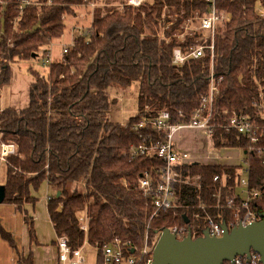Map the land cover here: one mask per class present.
<instances>
[{
    "label": "trees",
    "instance_id": "trees-1",
    "mask_svg": "<svg viewBox=\"0 0 264 264\" xmlns=\"http://www.w3.org/2000/svg\"><path fill=\"white\" fill-rule=\"evenodd\" d=\"M21 1L0 0V88L11 82L12 63L37 59L48 44L46 38L62 36L64 13L71 14L73 6L82 4V0H37L27 5ZM98 1L90 26L74 38L61 60L49 65V81L31 74L26 105L18 111L14 107L0 111L1 139L17 147L6 163L5 202L20 209L31 190L48 185L55 192L46 204L49 219L56 236H65L71 249L84 239L102 245L115 236L139 245L147 228L153 233L184 227V215L190 220L191 211L185 209L151 217L152 199L142 193L138 178L144 172L157 176L164 162L155 149L133 156L131 149L153 147L162 135L151 127H133L143 109L152 105L151 112L166 110L172 122L187 119L206 92L210 64L214 75L223 77L215 119L226 123L222 111L228 110L264 123L256 107L264 98V16L258 15L256 5L264 8V0H219L218 7L231 19L224 36L215 40L212 63L207 57L179 69L171 64L172 50L193 43L196 35H186L187 43L181 44L172 37L173 31L181 19L206 10L203 0H149L138 8L126 5V0ZM163 6L179 18L161 32ZM145 27L150 34L144 33ZM133 83H138V112L123 122L111 120L107 112L116 111L118 101L110 91L125 90ZM259 144L264 147V137ZM212 145L246 151L248 140L218 130ZM243 162L249 169L250 187L261 191L253 208L262 214L264 162L252 153ZM241 168L203 161L181 165L183 176H198V187L174 184L176 195L181 204L202 199L213 205L219 184L213 177L225 176L229 186L239 178ZM80 213L87 218V233L78 227ZM24 222L34 239L31 219L24 216ZM0 234L12 241L1 225Z\"/></svg>",
    "mask_w": 264,
    "mask_h": 264
},
{
    "label": "built area",
    "instance_id": "built-area-1",
    "mask_svg": "<svg viewBox=\"0 0 264 264\" xmlns=\"http://www.w3.org/2000/svg\"><path fill=\"white\" fill-rule=\"evenodd\" d=\"M206 4V10L199 14L197 11L198 30L200 36L196 43L186 44L183 47L177 46L172 50L171 64L175 69L181 68L186 63H202L205 58H209L211 63L214 57L215 40L218 36L223 37L227 25L230 22V14L218 7L219 0H203ZM146 0H126L125 4L135 8L140 7ZM29 0H22V5L29 4ZM82 3L91 9L95 6V0H82ZM261 10L258 15L264 16V8L260 5ZM163 11L168 12V8L163 6ZM162 15L164 17V12ZM161 19V22L165 20ZM195 18V17H194ZM172 22L166 26L168 28ZM145 34L151 32L144 30ZM162 37H164L162 35ZM49 40V38H46ZM168 40L166 39L165 43ZM69 48H62V57ZM53 61L46 59L45 63L51 64ZM222 76L214 75L213 65L210 64L209 79L206 92L199 96L198 106L187 119L172 122L171 115L168 111L162 110L154 114L152 106H146L143 109L140 120L134 125V129H145L151 127L161 133V141L153 146L142 145L139 148H132L131 155L143 153L155 149L162 158L164 166L158 170L157 176H151L144 172L138 178L139 188L145 196H150L151 206L153 208L152 216L158 213H166L170 209H185L191 211V222L188 220L184 227H168L170 233L175 234L177 240H183L188 232L192 239L204 236L206 230L210 237H221L223 235L222 224H225L230 231L234 227H245L254 222L260 221L261 214L253 208L254 204L259 201L261 191L249 184V169L241 168L239 178L234 184L227 186L225 176L216 175L213 177L214 182H218V191L212 195L216 200L213 205H208V201L200 199L196 204H181L174 188V184L183 183L192 187H198V176H183L178 167L191 162H196L191 154L179 149L176 144V136L184 130L193 131L197 137L208 141L212 144L213 135L218 130L225 132L232 131L237 137H245L248 140V147L243 151L245 157L255 154L264 162V147L259 144L260 138L264 137V123L258 124L252 117L247 114L235 111L229 112L223 110L222 113L227 115L226 123H221L215 119V109L217 99L220 97ZM259 97H262L260 93ZM262 101L256 105L260 116ZM264 105V104H262ZM149 107V108H148ZM110 113V112H107ZM50 113L48 112L47 115ZM121 112H117L120 115ZM183 117V114L179 113ZM123 124V123H121ZM16 145L10 141H3L0 135V162L7 163L8 157L16 153ZM209 157L219 158L215 150L210 149ZM84 185V180L79 181ZM213 211L216 214H213ZM185 216V215H184ZM78 227L84 233H87V218L83 213L77 216ZM227 221V223L225 222ZM191 223V224H190ZM162 228L145 232L142 242L136 245L133 240H123L115 236L102 245L98 243H89L84 239L81 246L71 249L68 245V239L65 236H59L55 240V247L58 251L59 264H151L153 261V252L155 245L161 235ZM89 243L92 249L90 255L86 252L85 244ZM92 259V260H89ZM223 264H262L259 254L252 250L248 255L236 256L232 261H226Z\"/></svg>",
    "mask_w": 264,
    "mask_h": 264
},
{
    "label": "rangeland",
    "instance_id": "rangeland-1",
    "mask_svg": "<svg viewBox=\"0 0 264 264\" xmlns=\"http://www.w3.org/2000/svg\"><path fill=\"white\" fill-rule=\"evenodd\" d=\"M104 1L105 0H99L98 2L103 3ZM98 5L100 7L104 6L103 4L99 3ZM257 7L258 11L261 10V8L257 4L256 11ZM73 9V13H64V16L62 17V21L64 22L65 20L64 31L62 36L56 39L51 40L49 38V40H46L48 42L47 45L50 44L49 53L53 57L54 61H59L62 59V48L67 47L70 49L72 47V42L74 41V38L83 33L84 30H86L92 22L93 11L91 13L89 8L76 5L73 7ZM168 10L169 11L166 13L165 11H163L165 13L164 17L161 16L160 18L161 20L163 17V19L165 20L164 23L160 22L161 28L166 26L170 21H173V23L176 22L179 18L178 14L175 13V11L169 8ZM196 15L197 11H194V13L186 17L184 21L181 19V21L177 23V26L173 31L172 37L176 38L179 43L186 44V35L192 36L193 34L196 35L193 39V42L196 43L198 41L200 34L198 30H196L198 26V20ZM73 17L80 18V20L73 19ZM74 29L76 31L73 35ZM45 49H47V46L41 48L40 54H38L37 59L18 60L17 62L12 63L11 82L9 83V85H5L0 88V108L8 106L11 108L14 107L18 111L26 105L29 96V87L31 86V83L33 81L31 74H34L36 72L41 79H47V81H49V64L45 63V57L42 56V54L46 52ZM110 94L112 97H116L118 101V105L116 107L117 110L110 111V113L107 114L110 115L111 120L123 122L130 116H133L138 112V83H133L130 87L126 88L125 90H111ZM261 101L264 104V98H262ZM258 107H262L261 113L264 114V105ZM117 112L122 113V115H119L122 119L118 117ZM185 142V144L180 145L185 149H190L192 151L191 154L200 156V158L195 159L196 162L203 161L220 165L238 164L241 165L243 169L246 168V164L243 162L245 155L243 153V150L239 148L224 147L216 149L212 144H209V146H207L209 142L200 137H197L196 133L193 131L188 133V136H186L185 138ZM195 143L197 145V148L194 145ZM210 149L215 150L219 155V158L209 157L208 155H210L212 152L210 151ZM5 171L6 164L0 162V184L5 183ZM51 194V190L47 187L45 183H43L37 191L31 192V196L34 198V201L30 204L25 205L24 202L20 203V205L23 204L20 209L9 208L7 204L8 202L5 201L0 203V215L9 221L10 226L14 230H17V226L19 225V223H22V214H27V217L36 216L38 219L32 220L36 238H39L41 236L40 238L51 240L54 238V231L52 230L51 225L46 220L47 202L45 200L46 196H50ZM26 199L31 200V198ZM13 212H15V214H17V216L19 217V222L14 219ZM33 212L36 213L33 214ZM0 223L2 225L1 221ZM37 233H39L40 236H38ZM10 235L13 238V235L11 233ZM85 249L88 255H90L92 249L89 247V243L85 244Z\"/></svg>",
    "mask_w": 264,
    "mask_h": 264
},
{
    "label": "water",
    "instance_id": "water-1",
    "mask_svg": "<svg viewBox=\"0 0 264 264\" xmlns=\"http://www.w3.org/2000/svg\"><path fill=\"white\" fill-rule=\"evenodd\" d=\"M58 195L59 192L56 193ZM4 201L5 187L0 185V203ZM261 218L260 221L245 227H234L230 231L222 224L224 232L221 237H210L205 230L204 236L192 239L188 232L180 241L168 228H162L151 264H223L236 256L248 255L251 250L259 254L264 264V212ZM183 220L184 223L188 222L186 216H183Z\"/></svg>",
    "mask_w": 264,
    "mask_h": 264
},
{
    "label": "crops",
    "instance_id": "crops-1",
    "mask_svg": "<svg viewBox=\"0 0 264 264\" xmlns=\"http://www.w3.org/2000/svg\"><path fill=\"white\" fill-rule=\"evenodd\" d=\"M29 1L33 2V3L37 2V0H29ZM146 2H150V1L146 0ZM79 6L89 8L88 6L84 5L83 3L80 4ZM133 8H135V7H133ZM89 10L91 12L90 8H89ZM67 18H70V17H67ZM73 19L80 20V18H76V17H73ZM64 22H65V20H64ZM75 29L73 31V35H74V32L76 31ZM145 29L149 30L147 27H145L144 30ZM166 29H167L166 27H163L161 32H164ZM160 35L162 37V35L164 36V33H161ZM167 40L169 42V38H167ZM64 45H68V44H64ZM72 45H73V42H72ZM62 47H63V45H62ZM45 50L47 52L46 56H44L45 60L50 59V60L54 61L53 57L49 53L50 44L47 45V49H45ZM6 107H8V106H6ZM6 107L0 108V111H2ZM184 131L185 132L181 131L176 136L175 141H176V144L179 147V149H181L183 151H187L191 154L192 151L190 149H185L180 145V144L186 143L185 138H186V136H188V133L190 132L187 130H184ZM194 145L197 148L196 143ZM191 156L194 159L200 158V156H198V155L191 154ZM232 165H235V164H232ZM4 184H0V185H4ZM47 187L51 190L52 194L50 196L49 195L46 196V198H45L46 202H48L49 199H51L52 197L55 196V192L52 190V188H50L48 185H47ZM32 191H34V190L30 191V195L28 197V198H31V200H29V199L25 200L24 205L30 204L34 201V198L31 196ZM7 204L9 206V208L16 209V206L13 203L8 202ZM22 205H20V207H22ZM13 213H14L13 214L14 219L17 222H19V217L17 216V214H15V212H13ZM35 213L36 212H33V214H35ZM46 214H47L46 220L51 225L52 230L54 231L53 226L51 224V221L49 219L48 213H47V208H46ZM24 216H28V215L22 214V217H23L22 223L21 224L19 223V225L17 226V230H14L10 226L9 221L0 215V221L2 222V225H3L2 226L0 223L2 229L4 231H6L7 233H9V234L11 233L13 235V238L10 235L12 241H8L4 237H2V235L0 234V264H59L58 251L55 247V240L57 238L55 231H54V238L49 240V239L40 238L41 236L39 233H37V235L40 237L36 238L35 229H34V239H33L32 238L33 236L30 237V235L28 233L27 225L24 222ZM28 218H30L31 221L38 219L36 216H32V217H28Z\"/></svg>",
    "mask_w": 264,
    "mask_h": 264
}]
</instances>
